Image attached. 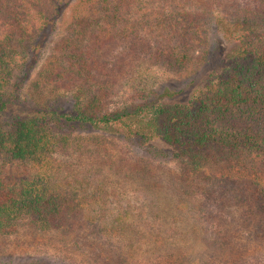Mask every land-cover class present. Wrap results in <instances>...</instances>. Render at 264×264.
<instances>
[{"label": "trees", "instance_id": "trees-1", "mask_svg": "<svg viewBox=\"0 0 264 264\" xmlns=\"http://www.w3.org/2000/svg\"><path fill=\"white\" fill-rule=\"evenodd\" d=\"M67 7V0H0L1 110L12 104L4 100L8 77L36 35L53 27ZM220 22L233 27L238 50L192 99L182 101L184 91L164 87L109 108L116 82L136 68L127 69V59L145 57L185 72L200 63L209 29ZM55 45L36 80L55 83L54 91L62 84L73 106L71 112L32 109L0 126V242L23 231L50 235L74 261H115L121 252L112 241L133 248L140 239L129 235L130 207L109 204L107 180L129 181L141 173L143 190L162 200L174 220L184 211L197 216L187 236L169 246L170 264H245L246 247L264 243V0H74L66 33ZM149 114L152 133L135 129L133 119ZM92 127L136 142L147 157L135 171L122 155L114 161L104 154L92 164L94 175L106 177L91 184V169L80 172L68 156L77 152L80 164L92 158L83 152L88 137L74 135ZM92 154L97 158L100 151ZM153 157L179 163V175L157 185L162 174L156 175ZM9 166L20 174L15 180L5 177Z\"/></svg>", "mask_w": 264, "mask_h": 264}, {"label": "rangeland", "instance_id": "rangeland-1", "mask_svg": "<svg viewBox=\"0 0 264 264\" xmlns=\"http://www.w3.org/2000/svg\"><path fill=\"white\" fill-rule=\"evenodd\" d=\"M67 2L68 7L57 19L55 25L36 35L33 42L26 49L23 61L19 63L18 68L12 71V74L8 77L9 80L5 83L4 100L12 104L7 105L5 111L0 109V126L6 127L12 119L32 109L52 108L60 109L63 112H71L73 101L68 89L61 84L58 90L54 91L57 88L55 83L41 86L36 80L37 72L44 62L57 52L56 42L66 33L70 8L74 0H67ZM219 14L220 17H225L224 12ZM230 27L227 22H220V24L212 26L208 33L209 44L206 53L202 56L200 63L190 67L185 72L169 71L163 66L153 65L145 57L135 60L127 59L132 61L127 65V69H129L130 65L133 66L135 64L136 68L133 73H129V76L125 75L116 82L109 108L114 109L131 105L137 102L136 99L140 97L142 92L146 96L149 95L151 97L153 91L162 92L164 87L184 91L182 101L192 99L205 84L213 80L238 50V42L234 40L231 34L233 33V27ZM151 115L153 114L140 116L137 120L133 119L135 129L152 133L149 124L152 118ZM74 135L88 137L84 138L86 140L84 144L87 147L83 152L85 157L89 155L92 158H85L80 164L77 161L78 153L75 152L70 154V156L67 155L69 157L68 160L78 163L76 167L79 168L80 172L91 169V184H97L99 179L106 177L100 171L94 175L97 164L95 162L92 164V160H100L102 155L110 153L112 160L116 161L119 155H122L136 171L140 157L146 158V155H148L136 142L134 144L126 141L122 136L111 132L104 131L101 133L94 127L81 128ZM155 142L159 146H163V143L158 138L155 139ZM96 150L100 151V155L95 154L97 158H94L92 151ZM153 162V167L158 170L156 175L162 174L155 177L158 178L157 185L163 182L168 183L169 179L176 176V174L179 175V170L181 169L179 163L173 162L169 158L161 159L155 157H153ZM140 175L142 174H135L134 179L129 181H123L119 176H112L107 180L108 189L106 191L109 204L122 205L123 209L126 206L130 207L132 211L130 212V220L134 223V227L129 232V235L135 239L138 237L140 242L134 245L133 248H126L124 246L126 244L125 241H122V244H117V246L112 241L110 246L114 247L117 253H121L115 261L106 262V264H146L148 263L145 262L146 259L148 261L152 259L151 264H170L168 257L174 251L169 246L174 241L177 242V239L180 243L181 239L183 240L187 236V230L193 227L194 222H197V216L186 211L177 220H174L171 212L169 214L165 213L163 205H160L162 200L156 202L154 197L143 190L145 183ZM19 176L20 174L15 167L9 166L6 169V178L10 179L11 177L12 180H15ZM162 195L163 193L159 196L163 197L164 195ZM152 200H154L155 206L150 205ZM171 209L172 204H170L169 211ZM188 215L191 216L188 217ZM246 248L247 252L242 254L245 264L264 263V243L260 246L252 243ZM109 254L115 255L111 251ZM222 254L224 255V253ZM206 256L207 253L204 252L202 257L207 260ZM75 257H77L76 261L68 253L66 246H63L50 235H31L23 231L16 236L7 238L5 242H0V261L4 262L25 264L32 260L45 259L53 264H87L82 261L80 256ZM72 260L74 263H72ZM204 261L198 264H206ZM97 264L103 263L98 262Z\"/></svg>", "mask_w": 264, "mask_h": 264}]
</instances>
